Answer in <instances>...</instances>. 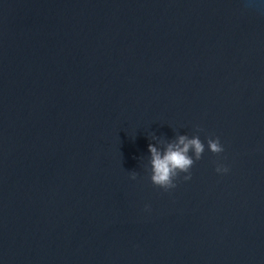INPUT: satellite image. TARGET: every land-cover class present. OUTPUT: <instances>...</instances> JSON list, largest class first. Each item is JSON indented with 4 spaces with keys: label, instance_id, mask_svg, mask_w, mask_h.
I'll list each match as a JSON object with an SVG mask.
<instances>
[{
    "label": "water",
    "instance_id": "95a60500",
    "mask_svg": "<svg viewBox=\"0 0 264 264\" xmlns=\"http://www.w3.org/2000/svg\"><path fill=\"white\" fill-rule=\"evenodd\" d=\"M0 264H264V0H0Z\"/></svg>",
    "mask_w": 264,
    "mask_h": 264
},
{
    "label": "clouds",
    "instance_id": "9594fccd",
    "mask_svg": "<svg viewBox=\"0 0 264 264\" xmlns=\"http://www.w3.org/2000/svg\"><path fill=\"white\" fill-rule=\"evenodd\" d=\"M202 130V129H201ZM154 139L157 137H153ZM163 148H158L156 144L149 143L150 165L152 183L165 191L177 187L176 181L180 178L181 173H185L183 180L187 181L192 178V167L197 160H200L205 151V143L199 135L190 137L187 134L178 135L173 141L162 142ZM207 145L211 152L220 154L225 151L220 137L212 138L209 136ZM190 153H194V156ZM216 171L218 173H227V165L217 162ZM137 173L131 172V178L136 179ZM150 206L146 205V208Z\"/></svg>",
    "mask_w": 264,
    "mask_h": 264
}]
</instances>
